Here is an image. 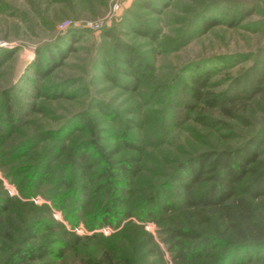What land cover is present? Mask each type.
<instances>
[{
	"label": "rangeland",
	"instance_id": "374dc122",
	"mask_svg": "<svg viewBox=\"0 0 264 264\" xmlns=\"http://www.w3.org/2000/svg\"><path fill=\"white\" fill-rule=\"evenodd\" d=\"M167 1L0 0V53L11 54L0 66V264L40 245L53 253L35 264H81L107 250L132 264H264L263 232L258 249L253 236L204 251L170 234L212 237L217 221L190 205L207 184L180 163L256 134L264 161V0H172L157 13ZM205 18L218 25L203 32ZM61 52L63 64L40 78L38 62ZM204 73L215 108L190 92ZM127 158L134 178L119 169ZM237 199L264 229V201ZM102 219L110 225L89 230ZM192 252L200 257L184 260Z\"/></svg>",
	"mask_w": 264,
	"mask_h": 264
},
{
	"label": "trees",
	"instance_id": "16d2710c",
	"mask_svg": "<svg viewBox=\"0 0 264 264\" xmlns=\"http://www.w3.org/2000/svg\"><path fill=\"white\" fill-rule=\"evenodd\" d=\"M171 1L169 0L167 3H164L162 9L156 12L158 13L167 9ZM217 25V21L205 18L202 20L201 27L203 32H206ZM77 32L69 31L67 35L72 43L77 42ZM153 38L156 37L154 36ZM70 49L72 50V47ZM9 53H0V66L9 60L11 56ZM124 54L127 56L126 62L134 68L135 72L141 74V71H143L141 68L142 63H138L135 66L136 60L132 52L130 53V51L127 52L125 50ZM65 59L66 57L63 52L59 54L50 53L47 60L38 62L36 73L39 74L40 78H46L52 71L59 68ZM209 81L210 75L207 73L195 77L190 92L193 98L201 105L215 108L218 105L219 97L208 91ZM6 111L9 114L10 105L8 104L6 105ZM262 146L263 140L259 134H256L234 150L203 152L179 164L180 167L190 172L192 183L207 184L199 193L191 195L189 198L190 205L210 209L213 212V216L211 217H214L217 221H215V226L212 224L209 227L213 230L212 237L206 235L207 237L203 239V233H193L192 230L194 229L189 227L171 229L170 234L172 238L193 237L194 240H201L197 248L200 251L201 249L204 251L210 246V243L215 245L230 242L232 246L241 239L246 241L247 239H252L250 237L256 236L255 240L254 238L252 239L254 240L252 246L257 249L260 248L259 243H261L260 239L262 236H258V234L264 233V229L259 230L255 226L254 217L251 215L249 207L241 200L239 201L237 196L244 194L253 201H264V161L260 159ZM81 159L84 160L85 157L80 156L79 160ZM79 160L76 158V163ZM118 165L122 173L131 178L136 177L138 174L135 158L124 159ZM177 174L173 178H176ZM148 201L151 202L152 199L149 198ZM107 220L95 221L87 227L89 230L102 228L110 225L111 222H107ZM120 222L113 223V225L119 226ZM73 225L77 226L76 224ZM33 229L28 231L29 234ZM185 249L186 247H184ZM52 253L53 251L47 245L31 248L17 247L4 261V264H35L50 257ZM191 254L188 255L191 259H187L188 256L184 255V260L196 261L200 257V254L195 255L193 252ZM209 260L207 264H224L223 260L220 263L216 262L213 258H209ZM249 262H251V258ZM235 263V261L229 262V264ZM81 264H132V261L128 257L118 255L115 251L107 250L96 259H82Z\"/></svg>",
	"mask_w": 264,
	"mask_h": 264
},
{
	"label": "built area",
	"instance_id": "2783aa9c",
	"mask_svg": "<svg viewBox=\"0 0 264 264\" xmlns=\"http://www.w3.org/2000/svg\"><path fill=\"white\" fill-rule=\"evenodd\" d=\"M64 24H66V23H64ZM90 26L93 28H98L100 26V24L99 23H91Z\"/></svg>",
	"mask_w": 264,
	"mask_h": 264
}]
</instances>
